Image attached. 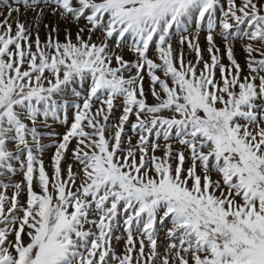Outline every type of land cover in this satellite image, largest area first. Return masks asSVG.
<instances>
[{
    "label": "snow or ice",
    "instance_id": "6c2138e0",
    "mask_svg": "<svg viewBox=\"0 0 264 264\" xmlns=\"http://www.w3.org/2000/svg\"><path fill=\"white\" fill-rule=\"evenodd\" d=\"M0 264H264V0H0Z\"/></svg>",
    "mask_w": 264,
    "mask_h": 264
}]
</instances>
